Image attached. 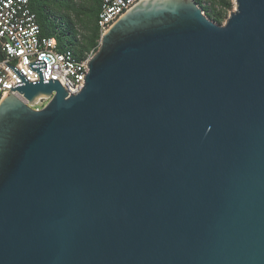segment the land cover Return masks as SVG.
<instances>
[{
  "label": "water",
  "instance_id": "water-1",
  "mask_svg": "<svg viewBox=\"0 0 264 264\" xmlns=\"http://www.w3.org/2000/svg\"><path fill=\"white\" fill-rule=\"evenodd\" d=\"M234 1L141 0L76 95L6 64L0 264H264V0Z\"/></svg>",
  "mask_w": 264,
  "mask_h": 264
},
{
  "label": "built area",
  "instance_id": "built-area-1",
  "mask_svg": "<svg viewBox=\"0 0 264 264\" xmlns=\"http://www.w3.org/2000/svg\"><path fill=\"white\" fill-rule=\"evenodd\" d=\"M140 1L103 0L98 17L100 36ZM202 14L206 16L203 9ZM97 51L78 58L73 49L61 47L56 36L42 35L29 0H0V102L4 93L13 92L11 88L22 83L7 65L17 68L29 82H37L39 75L29 69V64L33 60L43 61L44 80H58L69 95H76L84 88L88 63ZM42 99L46 98L39 101Z\"/></svg>",
  "mask_w": 264,
  "mask_h": 264
},
{
  "label": "trees",
  "instance_id": "trees-1",
  "mask_svg": "<svg viewBox=\"0 0 264 264\" xmlns=\"http://www.w3.org/2000/svg\"><path fill=\"white\" fill-rule=\"evenodd\" d=\"M32 11L37 16V21L41 27L42 35L45 37L56 36L61 47H69L75 51L78 58H82L81 51L77 49L78 39L76 36L75 25L72 20L66 19L64 16L56 12L52 5L51 0H29ZM103 0H84L81 11L77 12V18L82 26L90 33L88 40L82 47L96 46V41L101 37L98 27V17ZM198 4L199 0H195ZM223 5L227 11H230L232 5L230 1L223 0ZM66 4V0H65ZM214 17L213 21L220 24L221 13H209L207 17ZM99 47V45H98ZM97 47V50H98Z\"/></svg>",
  "mask_w": 264,
  "mask_h": 264
},
{
  "label": "rangeland",
  "instance_id": "rangeland-1",
  "mask_svg": "<svg viewBox=\"0 0 264 264\" xmlns=\"http://www.w3.org/2000/svg\"><path fill=\"white\" fill-rule=\"evenodd\" d=\"M223 0H199V6L204 10L205 15L209 16V13H214L216 15L217 13H221V21L220 24L217 22H214L213 19L214 17H207L209 20L212 22L218 24V25H224L226 20L228 19L229 15L235 11L236 9V3L234 0H228L230 1L232 8L230 11H227L225 9V6L223 5ZM52 8L58 12L60 15L64 16L66 19L72 20L75 25V31H76V36L78 39V46L77 49L81 51V54L85 56L86 54L96 51L98 45H100L101 42V37L96 41V46L93 47H85L84 50L82 51V47L86 43L89 37V32L85 29L84 26L81 25L77 18V12L81 11V7L83 5L84 0H51L50 1ZM50 100L47 99H42L41 101H37L35 104V108H40L43 109Z\"/></svg>",
  "mask_w": 264,
  "mask_h": 264
}]
</instances>
